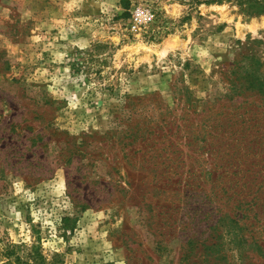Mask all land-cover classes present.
Masks as SVG:
<instances>
[{
  "label": "rangeland",
  "instance_id": "1",
  "mask_svg": "<svg viewBox=\"0 0 264 264\" xmlns=\"http://www.w3.org/2000/svg\"><path fill=\"white\" fill-rule=\"evenodd\" d=\"M35 244L60 264H264V14L0 0V264Z\"/></svg>",
  "mask_w": 264,
  "mask_h": 264
},
{
  "label": "trees",
  "instance_id": "2",
  "mask_svg": "<svg viewBox=\"0 0 264 264\" xmlns=\"http://www.w3.org/2000/svg\"><path fill=\"white\" fill-rule=\"evenodd\" d=\"M211 2L213 0H206ZM240 4L241 9L248 15H261L264 14V0H237ZM17 245H13L10 252H7L8 257H11L15 254L13 248ZM39 245L35 244L30 251L27 253L25 260L21 259L19 256H16L17 264H60L61 262L52 259L48 260L47 257L39 249Z\"/></svg>",
  "mask_w": 264,
  "mask_h": 264
},
{
  "label": "built area",
  "instance_id": "3",
  "mask_svg": "<svg viewBox=\"0 0 264 264\" xmlns=\"http://www.w3.org/2000/svg\"><path fill=\"white\" fill-rule=\"evenodd\" d=\"M155 17V14L147 8H137L133 13V23L135 25H142L150 22Z\"/></svg>",
  "mask_w": 264,
  "mask_h": 264
}]
</instances>
